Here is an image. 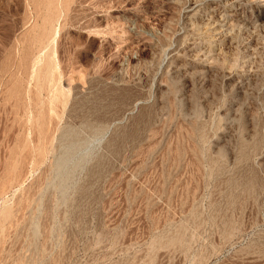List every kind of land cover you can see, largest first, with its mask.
<instances>
[{
    "label": "rangeland",
    "instance_id": "1",
    "mask_svg": "<svg viewBox=\"0 0 264 264\" xmlns=\"http://www.w3.org/2000/svg\"><path fill=\"white\" fill-rule=\"evenodd\" d=\"M0 264H264V0H0Z\"/></svg>",
    "mask_w": 264,
    "mask_h": 264
}]
</instances>
